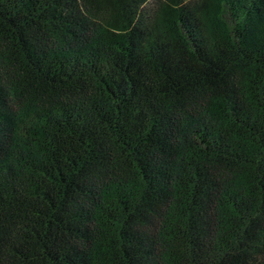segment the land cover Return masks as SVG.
Here are the masks:
<instances>
[{
    "label": "trees",
    "instance_id": "obj_1",
    "mask_svg": "<svg viewBox=\"0 0 264 264\" xmlns=\"http://www.w3.org/2000/svg\"><path fill=\"white\" fill-rule=\"evenodd\" d=\"M0 264H264V0H0Z\"/></svg>",
    "mask_w": 264,
    "mask_h": 264
}]
</instances>
